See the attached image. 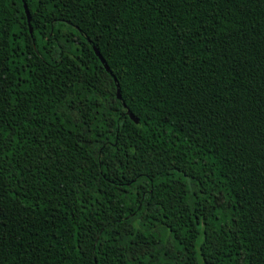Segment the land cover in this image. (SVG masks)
I'll use <instances>...</instances> for the list:
<instances>
[{"label": "trees", "instance_id": "16d2710c", "mask_svg": "<svg viewBox=\"0 0 264 264\" xmlns=\"http://www.w3.org/2000/svg\"><path fill=\"white\" fill-rule=\"evenodd\" d=\"M0 264H264V0H0Z\"/></svg>", "mask_w": 264, "mask_h": 264}, {"label": "water", "instance_id": "95a60500", "mask_svg": "<svg viewBox=\"0 0 264 264\" xmlns=\"http://www.w3.org/2000/svg\"><path fill=\"white\" fill-rule=\"evenodd\" d=\"M24 8H25V12H26V16H27V21L29 23V27H30V32L32 31V27H31V23H30V13L29 10L26 6V4L24 3ZM96 54L99 56V58L101 59L102 63L105 65V67L109 70L108 65L106 64L104 58L102 57V55L100 54L99 50L97 48H94ZM117 95L118 97H120V89H117ZM131 118H133L135 121H137V118L134 117V115L132 113H130Z\"/></svg>", "mask_w": 264, "mask_h": 264}]
</instances>
